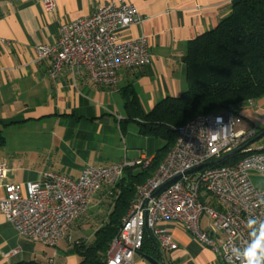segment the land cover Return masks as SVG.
<instances>
[{
  "label": "crops",
  "instance_id": "0c3cea01",
  "mask_svg": "<svg viewBox=\"0 0 264 264\" xmlns=\"http://www.w3.org/2000/svg\"><path fill=\"white\" fill-rule=\"evenodd\" d=\"M46 10L41 0H0V165L3 185L36 182L51 171L78 177L85 166L99 167L123 160H150L161 141L138 132V119H130L124 95L132 90L144 112L159 100L178 96L187 88L185 55L189 42L217 25L231 9L232 0H125L132 3L140 23L119 31L125 40L143 35L151 62L120 69L116 86L94 83L75 75L67 65L52 76L50 61L36 60V47L53 44L65 23L89 16L111 0H54ZM245 125L264 129V96L239 109ZM264 189V176L252 174ZM207 201L213 202L210 197ZM113 206L109 187H103L74 221L57 247L19 234L0 211V264L37 260L47 264H78L73 244L89 242L83 227L95 230L107 220ZM207 229V219L201 220ZM160 227L177 242L173 250L159 252L164 264H223L216 253L173 221ZM222 236L220 232L217 233ZM15 250L9 256L3 254ZM135 264H150L144 253Z\"/></svg>",
  "mask_w": 264,
  "mask_h": 264
},
{
  "label": "built area",
  "instance_id": "2783aa9c",
  "mask_svg": "<svg viewBox=\"0 0 264 264\" xmlns=\"http://www.w3.org/2000/svg\"><path fill=\"white\" fill-rule=\"evenodd\" d=\"M41 2L46 10L55 7L54 0ZM140 21L132 3L111 0L89 16L62 25L56 42L36 47V60L48 59L52 76L67 65L75 75L85 73L92 82L112 88L120 69L151 62L143 35L125 40L118 37L119 31ZM259 128V124L245 125L242 115L233 110L197 115L176 127L174 145L153 174L138 186L118 234L110 242L106 264H135L134 256L146 231L160 249H175L177 242L159 225L163 221L179 224L212 249L223 264H244L245 250L264 243V189L252 181L253 173L264 176V146L255 150L250 144L243 147L232 164L218 165V160L233 156L230 153L256 137ZM212 161L218 162L185 174ZM148 162L123 160L85 166L78 177L47 171L25 186L7 183L3 185L0 211L19 234L55 248L104 186L114 187L126 167ZM3 176L0 165V180ZM176 176L180 178L152 197ZM204 217L207 229L200 224ZM260 252L264 253V248ZM258 258L264 260V255Z\"/></svg>",
  "mask_w": 264,
  "mask_h": 264
},
{
  "label": "trees",
  "instance_id": "16d2710c",
  "mask_svg": "<svg viewBox=\"0 0 264 264\" xmlns=\"http://www.w3.org/2000/svg\"><path fill=\"white\" fill-rule=\"evenodd\" d=\"M183 62L187 88L178 96L165 97L144 112L132 90L124 95L128 118L140 120L138 132L159 139L161 145L147 165L126 167L110 188L113 206L107 220L95 230L91 242L78 240L73 244L78 264H106L110 242L118 234L138 186L153 174L174 145L176 127L201 114L238 112L264 96V0H232L230 12L216 26L189 42ZM262 131L259 128L257 134ZM239 155L218 165L235 163ZM139 252L163 261L149 231ZM13 264L47 263L29 260Z\"/></svg>",
  "mask_w": 264,
  "mask_h": 264
},
{
  "label": "water",
  "instance_id": "95a60500",
  "mask_svg": "<svg viewBox=\"0 0 264 264\" xmlns=\"http://www.w3.org/2000/svg\"><path fill=\"white\" fill-rule=\"evenodd\" d=\"M264 135V131H262L260 134H258L256 137H254L251 141H249L248 143H246L244 146L232 151L230 154H236L238 153L243 147L251 144L252 142H254L255 140H257L258 138H260L261 136ZM228 155L222 157L221 159H219L218 161H222L224 158H226ZM218 161H212V162H209V163H206L202 166H198V167H195L193 169H191L190 171L186 172L185 174H188V173H191V172H194V171H197L199 170L200 168L204 167V166H211L212 164L218 162ZM180 176H176L174 178H172L171 180L167 181L166 183H164L162 186H160L152 195V197H155L159 192H161L162 190H164L167 186H169L171 183L175 182L177 179H179ZM144 258L150 263V264H164V262L158 258H155V257H151V256H147V255H144Z\"/></svg>",
  "mask_w": 264,
  "mask_h": 264
},
{
  "label": "clouds",
  "instance_id": "9594fccd",
  "mask_svg": "<svg viewBox=\"0 0 264 264\" xmlns=\"http://www.w3.org/2000/svg\"><path fill=\"white\" fill-rule=\"evenodd\" d=\"M261 248H264V243L246 249L243 253L244 264H264V260L258 258V256L264 255L260 252Z\"/></svg>",
  "mask_w": 264,
  "mask_h": 264
},
{
  "label": "rangeland",
  "instance_id": "374dc122",
  "mask_svg": "<svg viewBox=\"0 0 264 264\" xmlns=\"http://www.w3.org/2000/svg\"><path fill=\"white\" fill-rule=\"evenodd\" d=\"M264 146V135L261 136L260 138H258L257 140H255L254 142H252L250 145H249V148L250 149H258L259 147H262ZM84 229V233H83V236L84 238H86L89 242H91L93 240V237H91V233L89 232V228H87L86 226L83 227Z\"/></svg>",
  "mask_w": 264,
  "mask_h": 264
}]
</instances>
